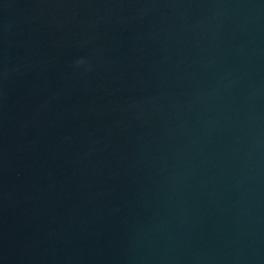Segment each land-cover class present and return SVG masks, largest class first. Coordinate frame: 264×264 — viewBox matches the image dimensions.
Segmentation results:
<instances>
[{"label": "water", "instance_id": "1", "mask_svg": "<svg viewBox=\"0 0 264 264\" xmlns=\"http://www.w3.org/2000/svg\"><path fill=\"white\" fill-rule=\"evenodd\" d=\"M0 264H264V0H0Z\"/></svg>", "mask_w": 264, "mask_h": 264}, {"label": "clouds", "instance_id": "2", "mask_svg": "<svg viewBox=\"0 0 264 264\" xmlns=\"http://www.w3.org/2000/svg\"><path fill=\"white\" fill-rule=\"evenodd\" d=\"M81 62H83V61H81Z\"/></svg>", "mask_w": 264, "mask_h": 264}]
</instances>
